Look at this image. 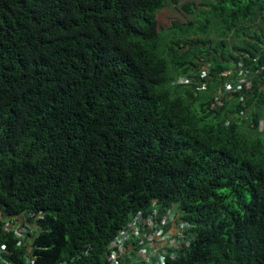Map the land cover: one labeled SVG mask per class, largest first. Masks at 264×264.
I'll use <instances>...</instances> for the list:
<instances>
[{"label":"trees","instance_id":"obj_1","mask_svg":"<svg viewBox=\"0 0 264 264\" xmlns=\"http://www.w3.org/2000/svg\"><path fill=\"white\" fill-rule=\"evenodd\" d=\"M167 6L182 17L160 52ZM205 64L218 86L232 66L264 65V0H0L10 263L106 264L129 216L155 202L193 226L178 264H264V74L244 103L209 111L210 95L175 83ZM10 220L32 226L21 245Z\"/></svg>","mask_w":264,"mask_h":264},{"label":"built area","instance_id":"obj_2","mask_svg":"<svg viewBox=\"0 0 264 264\" xmlns=\"http://www.w3.org/2000/svg\"><path fill=\"white\" fill-rule=\"evenodd\" d=\"M210 71V65L205 64L198 68L196 74L180 75L175 83L181 86H195L196 91H204L211 78ZM232 73H236V77L231 80L229 77ZM261 74H264V65L255 72H251L242 64H238L234 72L225 71L220 74V78L225 80L212 94L208 110L214 111L222 108L225 101L235 94H238V101L244 103L246 95L252 91L255 76ZM240 115L243 113L240 112ZM28 218L35 221L32 215ZM4 227L5 232H12L19 238L17 245H21L29 235L33 234L31 224L24 223L23 220L13 223L10 220ZM192 229V224L187 223L174 211L167 209L160 213L158 206L153 202L147 215L137 213L129 216L128 222L109 244L103 259L106 264H178L181 254L195 238ZM10 256L11 254L4 247H0L2 264H12L7 260ZM21 264H34V262L27 256ZM58 264L77 263L63 261Z\"/></svg>","mask_w":264,"mask_h":264},{"label":"rangeland","instance_id":"obj_3","mask_svg":"<svg viewBox=\"0 0 264 264\" xmlns=\"http://www.w3.org/2000/svg\"><path fill=\"white\" fill-rule=\"evenodd\" d=\"M190 0H182V2H186ZM198 1V0H193ZM182 17V13L180 11L174 10L172 6H167L165 9H163L159 15H158V23L160 26V29L162 30V46L160 47V52H166V45L168 44V41L170 39V36L168 32H165L166 28L170 26V23L175 20H179ZM255 26L252 24L248 29H254ZM165 42V43H164Z\"/></svg>","mask_w":264,"mask_h":264},{"label":"crops","instance_id":"obj_4","mask_svg":"<svg viewBox=\"0 0 264 264\" xmlns=\"http://www.w3.org/2000/svg\"><path fill=\"white\" fill-rule=\"evenodd\" d=\"M231 69L234 70L235 69V66L234 67L232 66ZM211 79H212V77L210 78V80ZM210 80L206 84V88H205L206 90H204V91H198V92H201L202 93L201 95L203 96L202 97L203 100L205 98H207L209 95L212 96V94L217 91V90L216 91H213L212 88L214 89V87H216V88L219 87L217 84H216L217 86L214 85L213 80H212V82H210ZM252 110L256 112L257 110H259V108H256L254 105H252ZM231 117L233 119H235V117H233L232 115H231ZM259 125H260V129L262 130V128L264 127V111L262 112V118H261V120L259 122Z\"/></svg>","mask_w":264,"mask_h":264}]
</instances>
